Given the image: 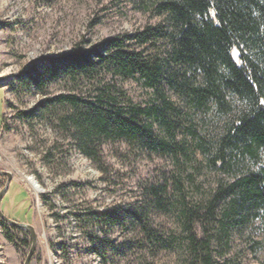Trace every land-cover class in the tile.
Segmentation results:
<instances>
[{
  "label": "rangeland",
  "instance_id": "374dc122",
  "mask_svg": "<svg viewBox=\"0 0 264 264\" xmlns=\"http://www.w3.org/2000/svg\"><path fill=\"white\" fill-rule=\"evenodd\" d=\"M155 21L135 0H0V86L7 92L0 87V169L13 175L1 209L34 227L38 242L30 264H97L99 258L102 264H264L262 212L219 203L203 231L207 202L241 168L236 161L224 166L213 161L212 143L230 114L214 106L195 111L169 93L179 113L168 112L173 137L162 123L150 121L157 134L174 139L175 151L150 152L125 138L104 136L85 147L71 123L62 121L72 107L41 103L53 93H94V80L59 79L45 94L22 87L18 79L43 57ZM102 81L123 90L122 105L130 99L144 107L156 99L137 77L121 80L107 73ZM6 181L0 175V190ZM86 205L112 207L113 217L92 221L81 216ZM143 223L155 231L151 242ZM203 233L208 245L194 254L191 236ZM25 242H32L29 231L10 230L0 221V264H24L30 249ZM117 243L121 250L113 249Z\"/></svg>",
  "mask_w": 264,
  "mask_h": 264
},
{
  "label": "trees",
  "instance_id": "16d2710c",
  "mask_svg": "<svg viewBox=\"0 0 264 264\" xmlns=\"http://www.w3.org/2000/svg\"><path fill=\"white\" fill-rule=\"evenodd\" d=\"M135 2L157 21L97 43L76 45L58 56L43 57L18 75L22 87L47 94L50 83L59 79L74 83L94 80L98 85L94 93H53L45 95L41 103L47 107H72L62 121L71 123L85 147L92 138L104 136L125 138L150 152L175 151L174 139L157 134L150 121L152 117L162 123L173 137L168 112L179 113L169 93L195 111L214 106L218 113L230 114L223 133L212 143L213 161H222L223 166L236 161L241 168L207 202L201 216L203 231L207 230L205 221L214 215L219 203L262 212L264 217V0ZM107 73L121 80L137 77L152 90L155 101L142 107L127 99L122 105L123 90L115 82L102 81ZM23 114L29 116L30 112ZM160 191L152 188L155 195ZM82 210L81 216L92 221H110L114 213L112 207L99 210L92 205ZM129 213L140 220L138 213ZM0 221L10 230L24 231L1 218ZM204 233L191 236L194 254L208 245ZM143 234L150 242L155 239V231L145 223ZM8 239L15 241L11 234ZM25 243L31 246L32 242ZM122 246L117 243L112 247L121 250Z\"/></svg>",
  "mask_w": 264,
  "mask_h": 264
},
{
  "label": "water",
  "instance_id": "95a60500",
  "mask_svg": "<svg viewBox=\"0 0 264 264\" xmlns=\"http://www.w3.org/2000/svg\"><path fill=\"white\" fill-rule=\"evenodd\" d=\"M0 175H4V176L7 177L6 184L0 190V218L3 219L4 221H6L7 223L11 224V225L17 226L18 228H21V229H23L25 231H29L30 232L32 243H31L29 252L27 254V257H26V259L24 261V264H30L31 260H32V257L34 255V252L36 250L37 242H38L36 231H35V229H34V227L32 225H30L28 223H23V222H18L16 220H13V219L9 218L8 216H6L4 214V212L2 211L1 203H2V200H3L4 196L7 194L8 190H9L11 181L13 179V175H12L11 172H9L7 170H4V169H0Z\"/></svg>",
  "mask_w": 264,
  "mask_h": 264
},
{
  "label": "bare ground",
  "instance_id": "6f19581e",
  "mask_svg": "<svg viewBox=\"0 0 264 264\" xmlns=\"http://www.w3.org/2000/svg\"><path fill=\"white\" fill-rule=\"evenodd\" d=\"M29 179H30L31 183H33V185H35L34 187L38 189V186L36 185V181L33 180L34 178L29 177ZM68 234H69V233H68ZM63 235H64V234H63ZM69 235H70V234H69ZM61 243H63V242H61ZM63 252L67 255V253H68L69 251H68V250H64ZM61 254H63V253H61ZM70 257H71V256H70ZM70 257L67 258V259H65V261H68V260L70 259ZM97 264H102V259H100V258H99V260L97 259Z\"/></svg>",
  "mask_w": 264,
  "mask_h": 264
},
{
  "label": "crops",
  "instance_id": "0c3cea01",
  "mask_svg": "<svg viewBox=\"0 0 264 264\" xmlns=\"http://www.w3.org/2000/svg\"><path fill=\"white\" fill-rule=\"evenodd\" d=\"M1 88H5V92H6V87L0 86ZM7 93V92H6ZM5 101H6V95H5ZM6 103V102H5ZM3 122V121H2ZM1 131V130H0Z\"/></svg>",
  "mask_w": 264,
  "mask_h": 264
},
{
  "label": "snow or ice",
  "instance_id": "6c2138e0",
  "mask_svg": "<svg viewBox=\"0 0 264 264\" xmlns=\"http://www.w3.org/2000/svg\"><path fill=\"white\" fill-rule=\"evenodd\" d=\"M262 103H264V101H262Z\"/></svg>",
  "mask_w": 264,
  "mask_h": 264
}]
</instances>
